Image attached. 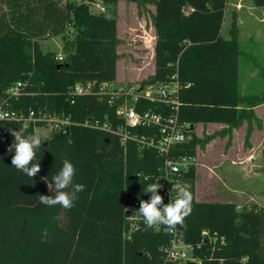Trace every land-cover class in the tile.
Returning a JSON list of instances; mask_svg holds the SVG:
<instances>
[{
    "label": "trees",
    "instance_id": "1",
    "mask_svg": "<svg viewBox=\"0 0 264 264\" xmlns=\"http://www.w3.org/2000/svg\"><path fill=\"white\" fill-rule=\"evenodd\" d=\"M97 1L0 0V104L10 88L26 83L24 95L9 101V110L26 116L30 110L57 113L75 124L42 140L37 150L41 171L30 179L12 166L14 137L9 129L23 127L26 134H36L35 127L41 124L0 121V264H158L162 249L171 242L172 229L183 233L202 264H264V210L254 204L240 211L232 203L196 202L195 168L184 176L193 199L192 212L183 224L163 226L159 232L143 224L131 241L124 240L125 206L150 201L147 187L154 183L164 159L155 150L141 151L133 141L125 153L118 138L84 126L86 121L105 123L108 117L118 124L116 108L93 95L75 99L69 95L80 82L117 80V4L154 5L156 72L143 84L167 82L178 64L181 122L194 128L225 124L233 131L247 121L251 132L254 122L258 127L261 123L253 108L264 104V97L250 98L241 92L240 44L234 30L230 39L222 35L229 0H101L107 8L104 14L92 10ZM253 4L264 9V0ZM55 37L63 43L61 62L58 53H45L40 47V42ZM137 110L160 112L162 106L143 101ZM131 131L138 138L155 133L143 128ZM190 137L175 157L196 156L201 142L194 130ZM64 160L76 168L73 185L85 186L71 209L46 206L39 199L55 196L49 187L51 183L54 187L52 177ZM19 227L46 235L20 236ZM204 231L218 234L225 244L220 245L219 239L213 251L203 239Z\"/></svg>",
    "mask_w": 264,
    "mask_h": 264
},
{
    "label": "rangeland",
    "instance_id": "2",
    "mask_svg": "<svg viewBox=\"0 0 264 264\" xmlns=\"http://www.w3.org/2000/svg\"><path fill=\"white\" fill-rule=\"evenodd\" d=\"M149 6L142 8L136 3L122 1L120 10H116L117 26L120 19L121 30L117 47V73L118 80L122 83L139 84L149 80L156 72L155 57L152 58L150 49L142 45L145 37L151 41L154 34L153 15L150 11L152 8ZM110 12L107 13L108 16ZM233 30L241 44L242 52L238 66L240 89L249 84L253 91L260 89L258 96L264 97V9L256 8L253 0H229L222 30L223 37L230 39ZM140 36H144L142 41ZM62 45L60 37L40 42L41 50L45 53L61 54ZM253 91L252 94H258ZM258 114L261 115L258 118L260 126L254 122L249 132L248 122L245 121L241 130L240 127L237 128L240 130L237 137L233 135L234 130L225 124L195 126L194 134L201 142L196 151V179L193 188L196 202L232 203L240 211L254 204L258 206L259 211L264 210V161H259L253 154L251 163L242 165L243 161L235 152L239 142L246 146L250 139L264 145V106ZM41 131L42 140L47 139L49 129ZM233 159L238 161L233 163ZM17 231L20 236H45V233L33 231L29 227H19Z\"/></svg>",
    "mask_w": 264,
    "mask_h": 264
},
{
    "label": "built area",
    "instance_id": "3",
    "mask_svg": "<svg viewBox=\"0 0 264 264\" xmlns=\"http://www.w3.org/2000/svg\"><path fill=\"white\" fill-rule=\"evenodd\" d=\"M92 10L103 14L107 12V8L101 0L92 4ZM57 59L60 62L63 61V55L59 54ZM176 68V72L167 82L145 84H143L145 81L139 84H134V82L126 84L119 80L100 84L97 82H80L69 91V95L73 99L93 95L98 97L100 101H106L110 107L116 108L118 124L111 123L108 117L105 123H100L98 120L94 122L86 121L84 126L107 132L118 138L125 153H127L128 142L133 141L139 145L141 151L155 150L164 159V165L159 169V174L155 176L154 183L162 185L158 190V194L167 203L171 202V199H176L177 185L184 186L189 190L190 185L184 176L196 166V156L175 157L177 148L191 139L192 128L190 124L180 121V109L182 107L180 91L182 85L179 80L178 64H176ZM26 86V83L19 82L6 92L7 100L0 104V121L24 122L26 126L31 123L41 124V126L35 127V133L38 135L42 134L41 130L47 131L49 129L50 134H52L75 125L69 117L57 113H36L30 110L29 115L26 116L22 112L9 110V101L23 96ZM143 101L161 105L162 111L139 112L137 105ZM137 128L151 129L155 133L150 137L138 138L131 131ZM149 179L150 177L146 178L147 181ZM139 207V201H133L125 206L126 231L124 240L126 241H131L134 234L144 224L143 218L136 212ZM161 230H163V226L156 231ZM170 234L172 235L171 242L162 249L164 256L158 264H202V261L195 257V248L185 242L183 233L172 229ZM202 235L205 242L212 244L213 251L217 250L215 246L220 239L218 234L211 235L209 231H204ZM224 244L225 239L221 238L220 245L223 246ZM200 248L201 246H198V249Z\"/></svg>",
    "mask_w": 264,
    "mask_h": 264
},
{
    "label": "clouds",
    "instance_id": "4",
    "mask_svg": "<svg viewBox=\"0 0 264 264\" xmlns=\"http://www.w3.org/2000/svg\"><path fill=\"white\" fill-rule=\"evenodd\" d=\"M14 137V143L10 149L14 148L15 155L12 158V166L22 171L30 179H33L40 171V160H37V150L42 146V138L38 134L27 133V129L20 127L18 131L9 129ZM76 174L75 166L68 160L63 161L60 171L52 177L50 191L55 190L53 195H40V203L46 206L61 205L65 209H71L74 201L78 199V193L85 190L83 184L73 185V178ZM162 187L160 183H153L147 187L150 193V201L141 200L139 210L136 211L146 229L159 230L161 226L175 228L176 225H182L184 219L192 212V195L184 186H176L177 197L175 200L164 204L163 197L158 194ZM66 189H71L66 191ZM46 235V233H45Z\"/></svg>",
    "mask_w": 264,
    "mask_h": 264
},
{
    "label": "crops",
    "instance_id": "5",
    "mask_svg": "<svg viewBox=\"0 0 264 264\" xmlns=\"http://www.w3.org/2000/svg\"><path fill=\"white\" fill-rule=\"evenodd\" d=\"M121 3H122V1H120L117 4V6L115 8L116 10L120 7ZM149 8L150 9L152 8L150 11H151L152 15H155V13H156V7L154 5H150ZM258 9H261V8H258ZM119 10H120V8H119ZM191 12H192V9L191 8H188L187 13L189 14ZM120 33H121V30H120V19H118V38L121 37L120 36ZM153 33L154 34H153V36L151 38V41L148 39V37H145L144 38V36H140V38H141L140 41H142V38H144V42H142L143 43L142 44L143 47H145L146 49H150L149 54L152 56V58L155 57V45H156V30H155L154 26H153ZM222 35H223V33H222ZM149 42H151V43H149ZM240 46H241V44H240ZM245 57H247V56H245ZM118 79H119V74L117 73V80ZM252 91H253V89L249 87V84H248V86H246V87L244 86V88H241V92H242L243 95H245L247 97H250V98H252V97H259L258 95H259V92L261 91L260 89L259 90H256V91H253L254 93H258V94H255V95L252 94ZM263 106H264V104L258 105V106H256V107L253 108V111H254V113H255V115H256L257 118H259L261 116V115L258 114V112H259V110L261 108H263ZM243 126L240 127V130L243 128ZM256 129H259V128L256 127ZM240 130L234 129V133H233L234 137H237V135L240 132ZM255 132H253V133H255ZM256 134H253V135H256ZM235 143H236V141H235ZM259 143L260 142L256 143L254 139H250V142L246 146L243 145L240 142L237 144V147H236L235 152H236L238 158L241 161H243L242 162L243 163L242 165H245L247 163L249 164V162L251 163L253 154H255V156H257V158L259 159V161H261V162L264 161L263 156H262V152H263V149H264V145H261ZM237 161L238 160L233 159V163H236ZM231 193H234V192H231Z\"/></svg>",
    "mask_w": 264,
    "mask_h": 264
},
{
    "label": "water",
    "instance_id": "6",
    "mask_svg": "<svg viewBox=\"0 0 264 264\" xmlns=\"http://www.w3.org/2000/svg\"><path fill=\"white\" fill-rule=\"evenodd\" d=\"M59 67H61V66H59ZM191 130H192V131L194 130V127H193V126H192ZM190 264H193V263H190Z\"/></svg>",
    "mask_w": 264,
    "mask_h": 264
}]
</instances>
